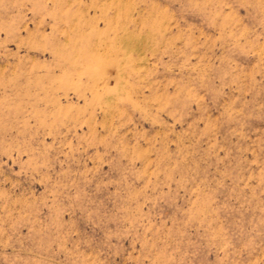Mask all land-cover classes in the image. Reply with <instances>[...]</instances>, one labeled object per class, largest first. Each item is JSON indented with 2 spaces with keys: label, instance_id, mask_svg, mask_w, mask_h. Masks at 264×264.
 Returning a JSON list of instances; mask_svg holds the SVG:
<instances>
[{
  "label": "rangeland",
  "instance_id": "374dc122",
  "mask_svg": "<svg viewBox=\"0 0 264 264\" xmlns=\"http://www.w3.org/2000/svg\"><path fill=\"white\" fill-rule=\"evenodd\" d=\"M0 264H264V0H0Z\"/></svg>",
  "mask_w": 264,
  "mask_h": 264
}]
</instances>
